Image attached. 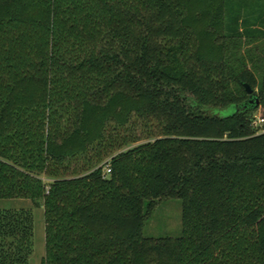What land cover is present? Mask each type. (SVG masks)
<instances>
[{"label": "trees", "instance_id": "1", "mask_svg": "<svg viewBox=\"0 0 264 264\" xmlns=\"http://www.w3.org/2000/svg\"><path fill=\"white\" fill-rule=\"evenodd\" d=\"M245 83L264 106V0H0V198L43 207L40 264H264ZM171 198L181 234L143 236ZM33 237L0 208V264Z\"/></svg>", "mask_w": 264, "mask_h": 264}, {"label": "rangeland", "instance_id": "2", "mask_svg": "<svg viewBox=\"0 0 264 264\" xmlns=\"http://www.w3.org/2000/svg\"><path fill=\"white\" fill-rule=\"evenodd\" d=\"M254 94L257 95L255 88ZM250 94L242 103L241 108L257 106L251 112L252 120L256 117L264 118V106L256 105L255 95ZM233 111L230 106L224 109L215 110L219 115H227ZM0 208H30L34 217V247L29 264H40L45 254V222L44 211L42 206H35L27 198H0ZM181 200L178 198L164 199L158 202L156 207L151 211L143 224L142 235L145 237H177L181 234Z\"/></svg>", "mask_w": 264, "mask_h": 264}, {"label": "built area", "instance_id": "3", "mask_svg": "<svg viewBox=\"0 0 264 264\" xmlns=\"http://www.w3.org/2000/svg\"><path fill=\"white\" fill-rule=\"evenodd\" d=\"M263 124H264L263 117H256V119L252 120V125L258 130V132L264 131ZM104 170L106 173L110 172L109 163L105 164Z\"/></svg>", "mask_w": 264, "mask_h": 264}, {"label": "water", "instance_id": "4", "mask_svg": "<svg viewBox=\"0 0 264 264\" xmlns=\"http://www.w3.org/2000/svg\"><path fill=\"white\" fill-rule=\"evenodd\" d=\"M245 88L248 94H252L253 93V89L247 84L245 83ZM255 100H256V105L259 104L258 98L255 96Z\"/></svg>", "mask_w": 264, "mask_h": 264}]
</instances>
